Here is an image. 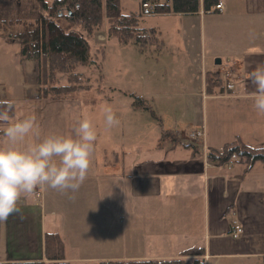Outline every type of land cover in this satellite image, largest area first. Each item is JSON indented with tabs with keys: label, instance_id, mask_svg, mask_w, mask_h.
<instances>
[{
	"label": "rangeland",
	"instance_id": "rangeland-1",
	"mask_svg": "<svg viewBox=\"0 0 264 264\" xmlns=\"http://www.w3.org/2000/svg\"><path fill=\"white\" fill-rule=\"evenodd\" d=\"M120 2L123 12H140L139 0ZM210 15L208 19L218 27L221 25L219 29L226 26L218 21L219 14ZM140 25H153L162 30L166 43L159 57L160 62L150 53H139L132 44L124 45L114 38L105 41L104 28L92 42L93 50L97 47L96 42L105 46L101 85L103 92L85 93L80 95L78 101L61 102L35 98L39 94L35 62L23 60L20 43L2 36L3 31L0 29V98L16 102L15 116L11 122L31 114H35L39 122V136L30 134L21 147L38 143L46 135L66 134L75 121L85 117L93 121L98 133L91 170L79 191L62 193L47 187L43 190L38 188L34 195L25 198L28 200L26 203L20 201V209H29L31 206L37 209L33 215L23 213L20 216V219L25 217L27 220L25 225L22 221L19 223L24 229L21 235L32 237L33 241L29 242L31 245H38L39 235L35 226L42 220L48 230H56L62 236L66 232L70 233L65 239L66 257L71 259L161 254L164 249L160 241L166 235H173L168 238L169 241H179L174 235L182 231L189 207L185 196L177 195L180 191V177L171 174L173 169L163 166L160 171L164 173L153 176L157 178L145 176L149 173L148 167L154 166L153 162L164 164L187 156L184 150L164 155L157 149L158 136L162 131L172 129L176 130L184 142L197 145L189 141L186 135L205 129L209 137L211 135L219 142L232 141L234 138L230 131L233 126L227 127L222 117L227 101L189 98L188 104L183 105L176 95L169 100L158 95H148L159 91V82H165L170 92L178 93L182 90L181 80L174 81L177 77L174 74L182 77V72L176 73L177 67L172 65L176 58L172 56L176 51H185L188 47L200 49L198 24L193 23L194 35L189 40L178 36L179 32L187 31L183 29L180 18L143 17ZM226 41L219 40L212 46L207 42V49L221 53L229 51L232 47ZM79 71L90 74L92 69L81 67ZM96 75L92 74L93 78ZM59 77L65 79L62 75ZM135 97H142L149 107H134ZM105 107L114 110L120 120L119 126L111 129L105 126ZM236 110L242 115L239 128L244 130L245 140L256 147H264V114L254 109L253 102L240 105ZM3 141L4 136L0 135V146H3ZM137 159L140 161L137 162ZM85 191L91 195L86 201L79 198ZM52 195L63 197L50 200ZM37 212L39 216H34ZM80 213L84 218L79 216ZM105 213L107 219L103 217L100 220L98 215L105 216ZM5 222L2 224L5 225ZM7 229L13 233L14 228L10 225ZM123 230H126L124 235ZM75 231L80 234H74ZM19 242L16 244L17 249ZM6 249H0V254L6 253ZM30 251L31 255L34 254L32 249ZM165 251L169 252L167 248ZM35 253L38 254V248H35ZM225 262L229 261L219 257L210 260L208 264Z\"/></svg>",
	"mask_w": 264,
	"mask_h": 264
},
{
	"label": "crops",
	"instance_id": "crops-1",
	"mask_svg": "<svg viewBox=\"0 0 264 264\" xmlns=\"http://www.w3.org/2000/svg\"><path fill=\"white\" fill-rule=\"evenodd\" d=\"M159 1L165 2V0ZM219 1L224 5V10L222 12L205 13L204 11H200L199 13L189 15L155 14L147 16L149 18H180L183 29H187V31L179 32L178 36H183L188 40L194 35L192 31L194 28L193 23L198 24L199 37L201 39L200 49L195 48V46L188 47L185 51H176L172 56L176 58L172 63L174 68L177 67L176 73L182 72V77L173 73L174 76H177L174 81L181 80L180 82L182 83L180 87H182V90L178 93L175 91L170 92L166 89L167 84L165 85V82H163V84L159 82V91L155 93L150 92L148 95H158L160 97H165L166 100L172 99L176 95L179 96L178 98H180L183 105L188 104L189 98L195 100L202 98V100L206 101L225 100L227 104L222 117L227 127L230 125L233 126L232 129H230L234 136L232 141L240 139L245 144L256 147L245 140V132L239 128L242 115L238 113L236 108L238 106L240 107V105L253 102L250 99V94L255 88L249 79V73L257 65L264 64V0ZM139 2H141V0H139ZM210 14H219L218 21L223 22L226 26H223V29H219L221 25L218 27V25L212 23V21L208 19L211 17ZM185 23L189 24L185 25ZM147 27L156 26L152 25ZM156 28L161 30L159 27ZM163 40L164 43H166L164 38ZM219 40H228L232 49L224 53L207 49V46H212L214 42ZM207 42L209 45H207ZM218 59L221 61L220 63L217 62ZM157 61L160 62V59ZM222 67H224V70H222ZM225 71L231 73L229 82L235 85L233 91L226 92L225 90V82L222 79ZM193 72L196 74H193ZM207 73H219L222 79V85L207 90ZM75 108H77V106ZM172 131L176 132V130ZM162 132L157 138V149L162 151L164 155L177 152L178 150H184L187 156L182 160L166 162L164 164L153 162L154 166L151 168L148 167L149 173L145 176L151 179L157 178L153 176H160L164 173L160 171V168L164 166L173 169L171 174L180 177L178 180L180 191L177 195L185 196L189 210L186 211V218L184 219L182 231L175 232L174 235L179 241L173 242L176 239L169 241L168 238L173 235L165 234L166 236L161 239L163 241H160L161 247L164 250L161 254L157 255L134 254L131 257L107 259L102 257L94 259L84 257L81 259H71L68 256V258H66L69 259V261L77 263L132 259H170L178 257L180 252L185 249L202 247L205 249L203 258L208 256V260H205V264L219 257H223L229 261L228 263L225 262V264H264V163H256L252 169L245 174L244 165L237 162H235L231 169L216 164L207 167L203 157L202 145H196L198 151L194 148H187L185 146H177L170 151L158 148ZM228 142H231V140L219 142L215 140L213 136L210 135L209 137L208 133H206V143L210 150H219L224 143ZM171 145L170 143H166V147ZM136 161L139 162L140 159ZM85 192L84 195H79V198L84 201L91 198V195H87V192ZM73 196L78 197V195H72V197ZM61 197L63 196L52 195L50 200H60ZM22 200V203L28 201L25 200V198ZM195 203L197 204L196 206H194ZM77 209L78 211L80 210L79 208ZM34 210L37 209L33 206L29 209H20V212L11 215L6 220L5 225L2 224L0 249L3 250L7 248V252L5 251L6 253L2 255L0 254L1 260H45V234L46 232L57 231L48 230L45 222L40 220L35 226V231L39 235L37 246L29 243L33 241L32 237L29 238L27 235H21L24 229L21 228L22 224L19 225V223L22 221L25 225L27 222L25 217L20 219V216H23L21 214L33 215ZM81 213L79 216L83 217ZM106 215L105 213V216H98L100 220H102L103 217L107 219ZM34 216H39V212L34 213ZM91 219L93 221V218ZM235 220L239 221L243 226V234L237 239H234L230 235L232 223ZM9 225L14 228L13 233H10L12 231H8L7 228ZM25 228L27 231L28 228ZM125 232L126 230H123V235ZM74 234L80 233L75 231ZM67 235H70V233L66 232L63 236L61 235L65 242V249L67 247L65 239ZM17 242H19L18 249L20 250L16 247ZM140 244H144V242ZM11 248H14V250ZM35 248H38V254L35 253ZM166 248L169 252L165 251ZM31 249L33 250L32 252H34L32 255L30 254Z\"/></svg>",
	"mask_w": 264,
	"mask_h": 264
},
{
	"label": "trees",
	"instance_id": "trees-1",
	"mask_svg": "<svg viewBox=\"0 0 264 264\" xmlns=\"http://www.w3.org/2000/svg\"><path fill=\"white\" fill-rule=\"evenodd\" d=\"M219 0H141L153 5L151 13L133 11L125 13L120 0H0V29L2 36L17 40L23 60L35 62L36 99L47 101H78L85 93H102L103 59L105 46L92 42L106 28V40L132 44L141 54L150 53L159 58L165 49L162 31L156 27L140 25L141 18L155 14L189 15L200 11L213 12ZM105 40V41H106ZM91 68L90 74L79 71ZM97 74L93 78L92 74ZM64 76V80L60 79ZM219 73H207V90L220 87ZM0 101H6L1 99ZM148 104L135 97L134 107L146 108ZM149 107V106H148ZM147 107V108H148ZM15 116V109L12 119ZM7 125L0 124V135ZM166 143L172 144L166 147ZM177 146L198 147L184 142L175 131L164 130L158 148L170 151ZM222 151L210 150L209 159L225 165L237 156V163L244 165V174L256 163H264V147H251L240 139L225 143ZM2 222H0L1 238ZM43 261H3L0 264H205V249L192 247L170 259H132L77 263L66 258L65 242L61 234L46 232Z\"/></svg>",
	"mask_w": 264,
	"mask_h": 264
},
{
	"label": "clouds",
	"instance_id": "clouds-1",
	"mask_svg": "<svg viewBox=\"0 0 264 264\" xmlns=\"http://www.w3.org/2000/svg\"><path fill=\"white\" fill-rule=\"evenodd\" d=\"M249 79L255 88L250 94L253 107L264 114V64L257 65ZM15 106V101H0V124L7 125L0 146V222L20 212V201L38 188L79 191L89 176L98 139L96 125L85 117L75 121L66 134L46 135L38 143L21 147L30 134L39 136V122L35 114L11 122ZM103 112L108 129L119 126L111 107Z\"/></svg>",
	"mask_w": 264,
	"mask_h": 264
},
{
	"label": "built area",
	"instance_id": "built-area-1",
	"mask_svg": "<svg viewBox=\"0 0 264 264\" xmlns=\"http://www.w3.org/2000/svg\"><path fill=\"white\" fill-rule=\"evenodd\" d=\"M154 7L151 3L149 2H142L141 3V12L143 13H151L153 12ZM224 10V5L221 1H218L217 5L215 7H213L212 11L213 12H222ZM230 77H231V73L228 71H225L223 73V80L225 82V90L227 91H233L235 89V85L231 84L230 81ZM186 137L189 139V141L202 145L203 148V157H204V161L206 163L207 167H210L214 164L218 165L217 163H214L213 161H211L209 159V154H210V149L207 146L206 143V132L205 129L202 130H195L192 131L190 133H187ZM222 149H219L218 152H221ZM237 160V156L236 155H232L231 159L225 164L223 165L224 167H227V169H231L233 167V165L235 164ZM221 166V165H219ZM222 166V167H223ZM243 234V226L242 224L235 220L232 223V230L230 235L234 238H240L241 235ZM205 260H208V256L204 257Z\"/></svg>",
	"mask_w": 264,
	"mask_h": 264
},
{
	"label": "water",
	"instance_id": "water-1",
	"mask_svg": "<svg viewBox=\"0 0 264 264\" xmlns=\"http://www.w3.org/2000/svg\"><path fill=\"white\" fill-rule=\"evenodd\" d=\"M217 62L220 63L221 61L218 59Z\"/></svg>",
	"mask_w": 264,
	"mask_h": 264
}]
</instances>
